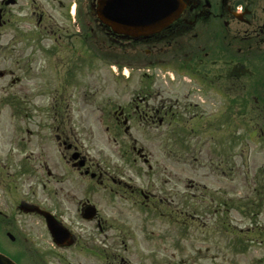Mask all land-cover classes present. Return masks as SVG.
Segmentation results:
<instances>
[{
  "label": "flooded vegetation",
  "instance_id": "obj_1",
  "mask_svg": "<svg viewBox=\"0 0 264 264\" xmlns=\"http://www.w3.org/2000/svg\"><path fill=\"white\" fill-rule=\"evenodd\" d=\"M184 1L182 11L166 27L135 35L105 25L96 14L95 0H0V238L16 246L22 242L18 264H26L24 255L33 264L51 255L28 243V232L21 233L22 227L7 212L35 214L34 206H45L29 196L36 197L38 189L54 196L55 141L62 149L63 163L79 179L129 196L145 210L153 208L172 222L183 223L182 195L177 188H162L156 194L149 184L136 187L126 181L124 170L131 177L136 168L140 170L138 161L151 168L135 133L159 131L165 141L186 148L192 135L199 142L219 144L225 154L231 115L239 111L232 109L231 101L264 100V0ZM44 3L55 12L45 13ZM71 25L78 28L69 32ZM103 63L114 71L113 82H127L131 88L125 104L113 111L112 125L117 137L121 133L129 137L134 155L122 157V166L114 163L125 180L110 177L106 162L102 161L103 168L82 154L73 133L72 109L60 107L62 102L55 105L62 96L66 98L68 88L77 86L83 96L90 91L87 85L94 84L95 89L103 80L98 73ZM158 64H167L174 74L160 77L164 91L152 95L153 77L148 71ZM168 82L177 87L173 102L162 97ZM39 96L50 100L47 106H39ZM73 153H78L76 158ZM87 203L88 199L78 202L80 208ZM220 204L225 209L228 199ZM198 217L189 219L198 221ZM95 221L102 229L104 221L100 217Z\"/></svg>",
  "mask_w": 264,
  "mask_h": 264
},
{
  "label": "rangeland",
  "instance_id": "obj_2",
  "mask_svg": "<svg viewBox=\"0 0 264 264\" xmlns=\"http://www.w3.org/2000/svg\"><path fill=\"white\" fill-rule=\"evenodd\" d=\"M41 8L45 13L52 12L50 4L44 3ZM76 28L77 25H71L68 30L73 32ZM151 70V93L161 95L164 90L160 86L163 85L160 77L162 73L172 71L161 67ZM98 73L103 80L95 89L94 84L87 85L90 91L86 96L77 86L68 88L66 98L62 96L55 105L62 102L60 107L72 109L73 133L77 135L84 156L103 168L102 161L106 162L110 177L124 179L118 175L114 163L122 166V157L134 155L129 137L122 133L117 137L113 130V111L118 105L125 104L131 88L127 82H113L110 79L113 72L104 63ZM134 78L135 81L139 78L137 71ZM39 82L42 89L44 84ZM173 83H167V92L162 96L172 102L177 97V87ZM239 101L240 104L238 100L231 101L232 109L239 108V111L231 115L230 144L226 145L228 151L225 154L219 144L199 142L192 135L187 140L190 147L186 149L165 141L159 131L135 133L141 139L151 168L138 161L140 170L132 171L131 177L124 170L126 181L136 187L149 184L156 194L162 188L166 191L177 188L182 195L183 223H174L153 208L147 211L134 204L129 196L121 197L79 179V175L63 163L62 149L57 148L56 141L54 196L41 189L36 191V197L35 194L29 196L43 203L74 232L76 245L57 248L38 215L19 211L7 213H11L16 226L22 227L21 233L28 232V243L37 251L51 253L40 264H264V100L247 98ZM48 102L49 99L39 96L40 107L47 106ZM67 129L72 132L68 124ZM192 156L199 160L194 161ZM193 183L200 186L195 189ZM193 193L196 194L194 197ZM85 199L96 207L97 217L104 221L102 229L95 220L88 221L81 216L78 202ZM224 199H228L225 209L221 204L217 205ZM195 215L199 216L198 221L188 217ZM22 246V242H18L14 248L6 237L0 238V248L12 256L22 251ZM23 259L26 264H33L28 255Z\"/></svg>",
  "mask_w": 264,
  "mask_h": 264
},
{
  "label": "water",
  "instance_id": "obj_3",
  "mask_svg": "<svg viewBox=\"0 0 264 264\" xmlns=\"http://www.w3.org/2000/svg\"><path fill=\"white\" fill-rule=\"evenodd\" d=\"M111 0H108V2ZM136 4L135 13L141 18H149L152 21L151 28L154 27L156 20L160 16H164L163 20L168 21L170 18L180 12L182 8L181 0H134ZM147 14V15H146ZM161 26V24H159ZM46 219L47 227L57 244H70L72 242L69 231L63 227L52 215L48 212L39 210ZM94 214L92 207L85 209L84 217L91 218ZM0 264H15L10 258L0 253Z\"/></svg>",
  "mask_w": 264,
  "mask_h": 264
}]
</instances>
